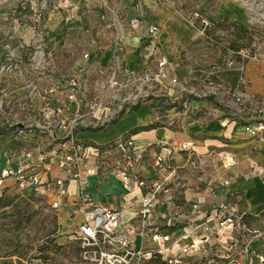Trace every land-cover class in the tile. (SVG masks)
<instances>
[{
  "label": "crops",
  "instance_id": "1",
  "mask_svg": "<svg viewBox=\"0 0 264 264\" xmlns=\"http://www.w3.org/2000/svg\"><path fill=\"white\" fill-rule=\"evenodd\" d=\"M114 2L57 0L33 23L31 29L35 30V34L25 37L24 42L39 49L34 58L46 55L48 58L76 61L63 72L54 66L45 68L46 64L38 63L37 70L19 69L9 74V84L15 91L25 89L29 92L24 105L28 111L31 108L32 112L38 111V118H31L32 123L44 129L25 136L18 134L16 139L20 141L19 145L8 141L2 146L0 142V172L7 167L28 166L26 150L56 151L58 144L49 139L67 130L75 119L80 123L77 137L90 147L91 165L96 164L97 158L103 155L94 154V147H105L127 136L142 144L155 140L192 141L195 164L183 151L175 152L170 160L166 159V163L179 169L173 182L155 201L156 222L164 224L177 213H182L183 217L170 227V231H186L191 224L204 220L211 209L227 201L234 193L239 197L240 205L248 211L247 224L264 232V138L250 136L235 119L215 118V115L223 114L228 103L231 108L236 106L226 98L227 95H215L203 101L202 104L209 108L199 112L196 121H191L192 116L188 114L182 116V127L160 123L165 106L158 104L155 107L151 101H143L103 125L107 115H111L121 85L132 83L146 71H153L160 57L167 60L168 77L164 82L168 85L159 84L158 90L174 94V88L169 86L172 77L189 79L196 86H206L203 84L204 78L211 72L219 73L228 49L199 34L192 25V12L200 10L216 25L229 19L247 29L246 8L236 0H139L134 8ZM133 18L139 19L136 28L129 24ZM151 26L157 28L154 35L156 54L154 59L148 60L147 43ZM258 58L244 61L242 76L245 82L242 89L247 99L264 100V53ZM40 67L44 70H40ZM195 69L198 70L197 75L192 74ZM236 75L234 72L229 74L230 77L226 74L230 82L237 86L239 78ZM72 77L78 82L75 100L68 98L71 92L69 80ZM211 90L217 92L216 88L211 87ZM192 103L198 104L196 101ZM173 113L174 110H171L170 114ZM157 152L154 146L143 149L135 168L139 176L152 183L159 181L167 172L165 169L155 170L153 164ZM225 153L235 156L236 161L232 166H223L221 155ZM115 157L110 155L107 160L113 162ZM45 168L43 180L63 173L55 161ZM226 180H229L228 185L224 184ZM11 185L22 187L14 177L7 178L4 188ZM39 189L49 196L52 203L53 192ZM68 190L62 206L68 207L71 215L80 220L74 228L84 219L80 192L89 196L93 204L121 209L127 218L133 217L135 212L131 201L146 192L135 183L126 189L109 172H105L104 176H93L89 184L82 188L71 180ZM194 204L198 206L195 211L192 209ZM66 216L68 218L69 215ZM202 235V232H198L195 239L198 241ZM230 237L228 230L218 236L213 235L207 243H201L207 246V250H201L196 257L213 254ZM136 241L138 244L152 245L151 241L142 237ZM256 247L264 255V238L256 242ZM214 264H249V258L240 256L237 262H232L222 257Z\"/></svg>",
  "mask_w": 264,
  "mask_h": 264
},
{
  "label": "built area",
  "instance_id": "2",
  "mask_svg": "<svg viewBox=\"0 0 264 264\" xmlns=\"http://www.w3.org/2000/svg\"><path fill=\"white\" fill-rule=\"evenodd\" d=\"M192 17V25L197 28L199 34L210 38L207 32L215 26V21L200 10H194ZM195 19L197 26L194 23ZM129 24L136 28L139 25V19L133 18ZM156 31L155 26L149 29L148 60L154 59L156 54V43L154 42ZM259 56L260 54L247 56L244 53L243 57L245 60L250 58L258 60ZM244 61L238 68L240 76H242ZM166 64V58L160 57L153 71H146L132 83L121 85L111 115H107L103 125H107L119 114L134 109L143 101H151L155 107L158 104H164V114L159 118L162 124L182 127L184 123L181 118L185 114L192 116L191 121H196L198 113L209 108L202 102L216 95L210 86L217 77V72H211L204 78L203 84L207 87L193 85L189 79L180 80L172 77L169 80V86L174 88L175 93L170 94L157 89L159 84L168 85L164 82L168 77ZM232 64L233 61L229 59L228 65ZM197 71V69L193 70L192 74L197 75ZM239 75L237 86L222 83L223 89L228 93V100L234 102L236 106L231 108L228 103L225 105L223 114L215 115V118L235 119L244 126L250 136L264 138V100L247 99L246 92L242 89L245 82L244 77L240 78ZM69 83L71 92L68 98L75 100L78 82L72 77ZM193 101L198 104H193ZM171 110H174L173 114H170ZM237 114L240 115L237 116ZM27 127L20 125L18 134L27 135L29 133ZM79 128V120H73L67 130L49 139L50 142L58 144L56 151L26 150L25 158L29 161L28 166L23 164L2 169L0 196L7 178L14 177L19 186L32 185L53 192L54 199L51 204L58 208L64 204L71 180H75L82 188L89 184L90 178L96 175L104 176L105 172H109L120 180L126 189H130L134 183L145 189V193H141L139 197L131 201L132 206L135 207L131 218H127L119 208L91 203L89 196L80 192V199L84 205V219L68 234V239L72 245L76 246L85 264H203L205 261L206 264H214L222 257L237 262L240 256L249 258V264H264V255L256 247V242L263 240L264 232L262 229L253 228L247 224L248 211L240 205L239 197L234 193L227 201L211 209L204 220L191 224L186 231H170V227L183 217L182 213H177L164 224L156 222L155 201L158 195L173 182L179 169L169 162L166 163V159L170 160L175 152L183 151L189 154L190 162L195 164L192 141L155 140L142 144L132 136H127L105 147H94V154L103 153V155L97 158L96 164L91 165L89 164L90 147L77 137ZM150 146L158 149L153 164L155 170H167L166 174L154 183L142 178L135 171L140 152ZM110 155H116L113 162L107 160ZM52 161L56 162L63 173L60 176L43 180V169L46 170L45 167ZM235 161V156L232 154L221 155L224 167L232 166ZM224 184L228 185L229 180L224 181ZM197 208L196 204L192 206L194 211ZM225 230L229 231L231 237L222 244L221 249L213 251V254L196 257L201 250H207V246L201 243H207L213 235L218 236ZM198 232H202L203 235L197 241L195 236ZM192 236L194 237L191 238ZM138 237H142L143 240L148 239L152 245L138 244L136 241Z\"/></svg>",
  "mask_w": 264,
  "mask_h": 264
},
{
  "label": "rangeland",
  "instance_id": "3",
  "mask_svg": "<svg viewBox=\"0 0 264 264\" xmlns=\"http://www.w3.org/2000/svg\"><path fill=\"white\" fill-rule=\"evenodd\" d=\"M57 0H0V142L20 144L18 127L28 126L27 132L36 133L39 128L32 123L38 118V111H28L24 105L29 92L17 90L9 84V74L15 70L35 68L38 63L46 67L54 66L59 72L65 71L76 60L68 58H34L35 45L27 46L24 38L35 34L32 30L47 10ZM114 3L135 7L139 0H114ZM247 10L245 23L241 28L229 19L215 24L207 35L225 46L228 50L220 65L217 77L212 81L216 96L226 97L223 84L234 85L228 77L233 72L239 75L238 68L247 56L264 53V0H236ZM130 21V20H129ZM197 26L196 19L194 20ZM229 59L233 61L228 65ZM44 62V63H43ZM41 66V65H40ZM44 68V67H43ZM40 70L42 67L39 68ZM227 74V76H226ZM213 77V75H212ZM229 99V96L226 97ZM218 102L219 99L217 100ZM222 103V102H220ZM106 105V104H105ZM219 108V107H217ZM34 119V118H33ZM68 207L55 208L49 196L32 185L21 188L11 185L4 188L0 196V264H85L76 246L67 238L68 233L80 221L71 215ZM68 216L65 218L64 216ZM66 216V217H67Z\"/></svg>",
  "mask_w": 264,
  "mask_h": 264
}]
</instances>
